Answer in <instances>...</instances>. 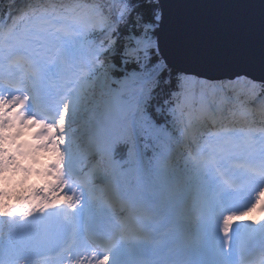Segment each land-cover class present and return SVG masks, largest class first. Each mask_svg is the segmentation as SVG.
<instances>
[{
    "label": "snow or ice",
    "instance_id": "snow-or-ice-1",
    "mask_svg": "<svg viewBox=\"0 0 264 264\" xmlns=\"http://www.w3.org/2000/svg\"><path fill=\"white\" fill-rule=\"evenodd\" d=\"M198 8L230 12L209 31L193 23ZM54 78L65 82L56 97L45 88ZM257 122L264 124V0H7L0 264H28L21 230L48 220L57 228L39 239L74 252L77 264H264V127L257 136ZM41 154L49 163L40 171L22 165ZM176 156L215 195L197 198L198 242L180 258L153 261L143 255L153 213L144 192ZM33 173L44 186L15 193L9 204ZM237 177L255 194L240 208ZM113 198L124 205L119 221L107 211ZM237 221L259 227H234Z\"/></svg>",
    "mask_w": 264,
    "mask_h": 264
},
{
    "label": "rangeland",
    "instance_id": "rangeland-1",
    "mask_svg": "<svg viewBox=\"0 0 264 264\" xmlns=\"http://www.w3.org/2000/svg\"><path fill=\"white\" fill-rule=\"evenodd\" d=\"M238 87V85H237ZM23 140L27 141L28 140V136L25 135L23 137ZM43 154L39 155L38 157V163H34L31 161H21L22 165L25 166H30V164H32L33 168H35L34 170L37 171L36 169L39 168L38 171L41 170L40 168V158ZM87 164V161L83 162L82 167H85ZM166 170L168 172L169 175V179H171V187L169 189V191L166 192V194L168 195V197L166 198L164 207L166 208L168 203L172 202V200L174 199V196H176L177 199L182 198V197H187V203H189V206L187 208V210L185 212L182 213L181 216V220H180V233L183 236L184 239V243L187 242L188 246H190L192 248L193 245H195L198 240H199V236H200V230H201V225L198 223L199 219V205L197 202V198L199 197L201 200H204L206 198H204V191L201 188V186H192L191 188L187 189L184 187V182H185V178H186V174L185 172H183L181 169L177 168V166H175L174 168L172 167H168L166 166ZM22 177H18L17 175L14 177L15 181H19L21 180ZM29 186H40L43 187V182L42 180L37 177L34 173L27 179V181L25 182V184L21 187V190L18 191L21 195H28L29 193H27L25 191V189ZM169 198H172L171 200H169ZM15 200H16V195L15 192H13L12 195V199L8 201L9 204L14 205L15 204ZM162 200V197H161ZM192 201L194 203H192ZM176 204V203H175ZM173 204V206L175 205ZM256 218L259 217L258 213H254L253 214ZM15 219H20L19 217H16ZM26 223V221H24ZM245 225H248L251 228H258L259 225L257 224H251L250 221H242V227H244ZM56 229L55 228H48L45 227L43 229H39L37 226H35L34 224L31 225L29 228L23 229L21 230V236H20V243L22 246H24L25 250L27 252H31V253H36L37 251H40L42 249H46L49 246L52 247L53 245H55V243L53 244H48V243H44L41 242V240L39 239V237L43 236V234L47 231L48 233H52L54 232ZM186 252H180V254H184ZM73 254V253H71ZM68 256V255H67ZM66 256V257H67ZM61 264H68L66 262L63 261V263Z\"/></svg>",
    "mask_w": 264,
    "mask_h": 264
},
{
    "label": "water",
    "instance_id": "water-1",
    "mask_svg": "<svg viewBox=\"0 0 264 264\" xmlns=\"http://www.w3.org/2000/svg\"><path fill=\"white\" fill-rule=\"evenodd\" d=\"M191 2L196 4H222L229 2V0H191ZM252 2L257 6L260 4V0H252ZM229 12L230 10L222 8L193 9V23L203 24L209 31H212L222 21V18L229 14ZM216 75L227 79L229 76H231V73H217Z\"/></svg>",
    "mask_w": 264,
    "mask_h": 264
},
{
    "label": "bare ground",
    "instance_id": "bare-ground-1",
    "mask_svg": "<svg viewBox=\"0 0 264 264\" xmlns=\"http://www.w3.org/2000/svg\"><path fill=\"white\" fill-rule=\"evenodd\" d=\"M240 83H243V85L242 86H239V88H243L244 87V81H241ZM30 139V138H29ZM81 165H83V163L81 164ZM182 171L183 172H185L183 169H182ZM166 197H167V195H166ZM118 211L117 212H112L113 213V215H116V218L118 219V220H120L121 218H123L126 214H124L123 212H121V211H119L120 209L118 208L117 209ZM28 219H33L32 217H29ZM53 221H51V220H48V221H42V222H37V223H34V225H39L40 227H43V226H45V225H47V224H50V223H52ZM163 225H164V228H166L167 226H170V225H168V224H166V223H163ZM51 226H53V225H51ZM40 229V228H39ZM185 246L187 247L186 249H184V251H189L190 249H191V247L190 246H188V244L186 243L185 244ZM64 251H68V250H66V249H62L61 250V253H63ZM26 253H27V251H26ZM75 254V253H74ZM73 254V255H74ZM29 255H31V254H29ZM48 255V253H46V256ZM32 257L34 256L33 254L31 255ZM63 257V256H62ZM165 257L167 258V259H170L171 258V254H166L165 255ZM46 259H47V257H45ZM66 258V257H65ZM70 260H71V258H69ZM41 260V259H40ZM48 261H49V258H48ZM20 264H25V261H21L20 262ZM71 264H77V261L76 260H74V259H72V261H71Z\"/></svg>",
    "mask_w": 264,
    "mask_h": 264
},
{
    "label": "trees",
    "instance_id": "trees-1",
    "mask_svg": "<svg viewBox=\"0 0 264 264\" xmlns=\"http://www.w3.org/2000/svg\"><path fill=\"white\" fill-rule=\"evenodd\" d=\"M3 2H4V0H0V14H2L6 8L7 3H3ZM148 155L151 156V151H149ZM175 160H177V161H175ZM175 160L174 161L177 162L178 165L183 168V162L180 161V158H175Z\"/></svg>",
    "mask_w": 264,
    "mask_h": 264
}]
</instances>
